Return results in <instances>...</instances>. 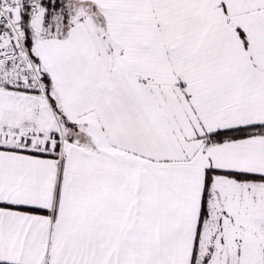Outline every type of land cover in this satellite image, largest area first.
Masks as SVG:
<instances>
[{"label":"snow or ice","instance_id":"6c2138e0","mask_svg":"<svg viewBox=\"0 0 264 264\" xmlns=\"http://www.w3.org/2000/svg\"><path fill=\"white\" fill-rule=\"evenodd\" d=\"M0 264H264V0H0Z\"/></svg>","mask_w":264,"mask_h":264}]
</instances>
